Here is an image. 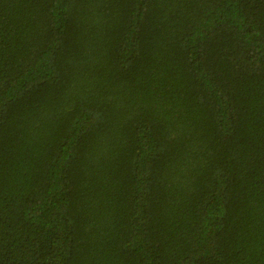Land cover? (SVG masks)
<instances>
[{
  "label": "trees",
  "instance_id": "1",
  "mask_svg": "<svg viewBox=\"0 0 264 264\" xmlns=\"http://www.w3.org/2000/svg\"><path fill=\"white\" fill-rule=\"evenodd\" d=\"M0 264H264V0H0Z\"/></svg>",
  "mask_w": 264,
  "mask_h": 264
}]
</instances>
